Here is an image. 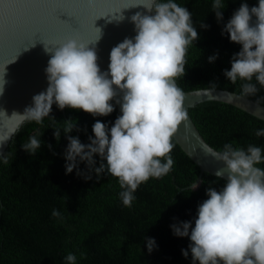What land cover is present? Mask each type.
Instances as JSON below:
<instances>
[{"label": "clouds", "instance_id": "9594fccd", "mask_svg": "<svg viewBox=\"0 0 264 264\" xmlns=\"http://www.w3.org/2000/svg\"><path fill=\"white\" fill-rule=\"evenodd\" d=\"M144 7L148 14L136 12L130 17L135 37L125 38L111 49L107 72L99 68L95 49L75 39L58 47L44 45V51L51 54L45 69L48 86L32 97V106L23 114L13 113L22 120L39 123L49 117L55 103L59 109L68 107L107 116L114 111L110 102L115 100L121 115L110 128L97 120L92 126L94 138L89 137L88 144L67 135L75 121H65V173L85 162L97 178L105 172L118 178L123 189L119 196L125 207L132 206L133 194L141 183L167 175L173 167L172 138L188 119L185 93L177 86L176 78L185 74L188 46L198 39L192 13L174 0H150ZM224 7L221 0H214L212 8L218 22ZM123 19L120 16L115 20ZM200 26L208 27L203 23ZM224 33L230 42L242 47L232 57L230 70L223 74L232 84L238 78L247 81L241 85V96H253L259 91L251 83L253 77L264 87V0L251 8L241 3L224 25L221 34ZM216 58L209 57V62ZM5 84L3 71L0 95ZM215 87L213 84L204 94H210ZM60 135L61 130L55 129L54 138L59 140ZM255 135L264 137V129ZM8 138H0V142ZM41 143L31 137L22 148L34 154ZM207 153L225 165L215 171L217 178H223L227 171L225 183L219 191L212 187L206 190L208 198L198 206L194 226L190 221L170 225L173 235L189 238L193 264H264V168L257 167L264 164L261 147L248 145L242 149L225 143L222 151ZM94 154L106 163L94 167ZM4 163H8L6 158ZM77 174H81L79 170ZM196 187L194 184L193 189ZM60 215L58 210L52 211L53 217ZM155 246L154 238H146L149 252ZM189 250L182 249V256L187 258ZM65 260L75 264L76 256L69 253Z\"/></svg>", "mask_w": 264, "mask_h": 264}, {"label": "trees", "instance_id": "16d2710c", "mask_svg": "<svg viewBox=\"0 0 264 264\" xmlns=\"http://www.w3.org/2000/svg\"><path fill=\"white\" fill-rule=\"evenodd\" d=\"M174 2L192 13L198 32V39L187 49L185 74L176 78L179 87L191 90L215 84V88L241 94V85L247 81L238 78L232 84L223 73L230 70L232 57L242 46L230 42L227 33H221L241 3L251 8L258 5V0H221L225 7L219 22L212 8L214 0ZM202 23L208 27L202 28ZM213 55L217 58L210 63ZM251 83L259 91L248 97L264 105V87L255 77ZM110 103L114 111L107 116H93L68 107L62 111L53 104L49 117L39 123L26 120L12 136L0 155V264H67L65 257L69 253L76 256L75 264H193L189 238L174 236L170 225L190 221L194 226L198 206L208 198L206 190H221L225 179L200 173L198 165L174 138L171 171L141 183L133 194L131 207L122 204L119 193L123 189L118 178L107 172L97 178L85 162H79L77 169L65 173V121H75L67 135L88 144L89 137L94 138L92 126L97 120L110 128L121 115L115 100ZM189 111L204 139L218 151L223 150L225 143L242 149L256 145L264 157V137L255 135L264 129V120L212 100L198 103ZM57 128L61 130L59 140L54 138ZM31 137L42 142L34 154L22 148ZM93 159L94 167L106 163L95 154ZM257 167L264 168V164ZM198 178L200 182L193 189L190 185ZM54 209L60 217L52 216ZM146 238L155 240L151 252L147 250ZM182 249L189 250L187 258L182 256Z\"/></svg>", "mask_w": 264, "mask_h": 264}, {"label": "water", "instance_id": "95a60500", "mask_svg": "<svg viewBox=\"0 0 264 264\" xmlns=\"http://www.w3.org/2000/svg\"><path fill=\"white\" fill-rule=\"evenodd\" d=\"M149 3L150 0H0V73L4 71L6 81L0 95V138L9 137L0 142V155L27 120L13 113L23 114L25 108L32 106V97L48 86L45 69L51 54L44 51V45L58 47L75 39L95 49L99 68L107 72L111 49L136 35L130 17L136 12L148 14L144 6ZM120 16L124 17L122 21L115 20ZM206 89L211 87L183 90L188 119L173 138L198 165L200 173L215 176V171L225 165L207 153L218 150L204 139L189 109L204 101H220L264 120V105L228 89L214 88L204 94ZM226 178L225 170L223 179ZM199 182L198 178L190 187Z\"/></svg>", "mask_w": 264, "mask_h": 264}]
</instances>
